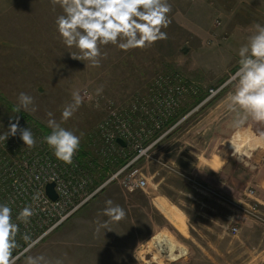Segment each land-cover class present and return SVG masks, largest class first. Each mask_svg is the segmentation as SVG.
<instances>
[{
  "label": "rangeland",
  "instance_id": "obj_1",
  "mask_svg": "<svg viewBox=\"0 0 264 264\" xmlns=\"http://www.w3.org/2000/svg\"><path fill=\"white\" fill-rule=\"evenodd\" d=\"M169 3L171 24L162 29L168 39L128 52L108 45L102 49L107 59L98 68L72 59L70 53L77 49L62 43L55 25L62 9L57 5L53 10L50 0H24L4 18L8 21L0 24L3 134L9 129L10 118L14 123L19 117V127L31 128L36 139L32 149L42 147V136L51 132L46 113L51 111L60 122L62 108L71 101L74 89L82 93L88 90L91 99L85 97L79 110L62 126L77 135L83 133L80 151L84 162L102 163L100 142H94L91 135L107 114L104 100L114 101L118 108L130 109L136 101L149 108V116L142 113L145 109L141 106L131 113L134 127L140 118L163 120L161 131L149 137L146 145L174 127L137 162L147 179L143 190L126 194L118 181L108 184L82 207L80 214L88 215L85 222H65L26 255L63 258L64 264H96L95 258L105 251L118 253L113 264H131L128 257L132 264H256L251 262L253 247L264 240V229L256 230L255 218L245 212L241 217L236 210L243 212L239 205L256 202L248 190L255 189L257 197L264 195L260 186L264 177V123L249 119L233 127V116L224 105L232 90L229 78L239 67L238 49L246 43L255 23L264 25V0ZM165 81L172 89L184 86L186 92L178 96V105L163 115L158 111H163L161 102L167 94L159 91ZM101 85L103 92L96 95ZM211 90L216 92L212 96ZM20 92L35 98V113L13 112ZM95 98L102 99L98 107ZM9 138L27 147L19 133ZM134 155L130 148L118 154L110 172H116ZM110 172L104 163L101 169L93 168L92 189L101 186ZM215 174L227 182L221 184ZM109 199L125 209L126 218L109 223L111 231L96 233L92 212L105 209ZM155 199L164 215L155 208ZM132 218L139 237L137 248L129 250L121 245L131 240L135 243ZM233 227L239 231L233 233ZM107 240L116 243L115 249H104ZM163 240L168 243L162 244ZM17 264H24L23 256Z\"/></svg>",
  "mask_w": 264,
  "mask_h": 264
},
{
  "label": "clouds",
  "instance_id": "obj_2",
  "mask_svg": "<svg viewBox=\"0 0 264 264\" xmlns=\"http://www.w3.org/2000/svg\"><path fill=\"white\" fill-rule=\"evenodd\" d=\"M53 5H59L62 14L55 20L56 31L66 48H75L71 52L72 59L87 62L86 67L98 68L107 59V52L102 49L108 45L128 52L134 49L152 47L158 41L168 39L166 29L171 24L169 14L172 6L169 0H50ZM239 67L229 78L232 90L225 97V110L232 114V126L240 127L249 119L264 123V25L255 23L246 43L238 49ZM103 86L96 89V95H101ZM89 96L87 90L74 89L71 101L66 103L61 111V121L57 122L54 114L46 113L47 126L50 134L43 137L55 158L65 165H72L74 157L80 150L83 133L77 135L73 130L62 126L79 110L84 98ZM18 103L13 112L21 110L35 113L38 109L35 98L25 92H20ZM99 105L97 104V107ZM9 129L0 134V141H6L9 136L19 133L20 139L27 148L36 146V139L31 128L19 127V117L11 122ZM133 189L130 187L129 191ZM34 196L33 200H37ZM103 215L108 217L104 222L97 221L96 233L101 229L109 230L110 222H119L126 218V211L112 200H107ZM13 210L8 203H0V264H17L24 257V264H64L63 258H49L44 254L26 255L35 246L27 234L22 239L27 247L17 253L20 247L17 236L20 233L19 221L24 225L30 223L35 214L31 205L24 206L13 219ZM162 244H167L163 240ZM161 247V251H163ZM66 257V254H65Z\"/></svg>",
  "mask_w": 264,
  "mask_h": 264
},
{
  "label": "built area",
  "instance_id": "obj_3",
  "mask_svg": "<svg viewBox=\"0 0 264 264\" xmlns=\"http://www.w3.org/2000/svg\"><path fill=\"white\" fill-rule=\"evenodd\" d=\"M161 81L162 79L158 80L157 84ZM165 83L166 85L159 91V93L165 91L167 94L161 102L165 105L163 111L160 109L158 111L163 115L170 113L180 102L178 96H183L186 92L184 86L172 89L166 81ZM210 93L212 96L216 92L211 90ZM93 101L97 105L100 101L102 102V99L95 98ZM104 102L107 114L91 135L94 142L95 140L96 143L100 142L98 155L102 163L89 160L84 162L79 150L74 157L73 164L65 165L55 158L46 143L38 149H29L11 138L0 141V203H8L12 207L14 221L24 206L31 205L35 212L28 225L15 221L20 227V233L17 236L20 247L16 250L17 253L27 247V242L22 239L24 234L29 235L31 240L36 241L37 244L66 222L108 184L118 181L126 194H133L147 186V179L137 167V162L147 157L150 148L174 127L161 133L152 144L146 145L149 137L161 131L163 120H158V117L153 121L149 118H140L138 127H134L131 123V113L141 106L145 109L142 113L149 116L151 114L149 108L137 101L130 109L118 108L110 99ZM0 134L3 132L0 131ZM118 138L126 142L125 147L117 142ZM128 148L133 149L134 157L125 159L122 166L116 172L111 173L118 154L125 153ZM103 163L111 175L101 186L92 189L94 185L93 168L101 169ZM50 183L55 184V191L58 194L56 200H52L47 194L46 187ZM130 187L132 191H129ZM247 194L250 197H257V191L253 188L248 190ZM34 196H38L35 201ZM239 207L255 219H263L260 213V203L257 200L248 206L239 205ZM238 231L237 227L232 228L233 233Z\"/></svg>",
  "mask_w": 264,
  "mask_h": 264
},
{
  "label": "crops",
  "instance_id": "obj_4",
  "mask_svg": "<svg viewBox=\"0 0 264 264\" xmlns=\"http://www.w3.org/2000/svg\"><path fill=\"white\" fill-rule=\"evenodd\" d=\"M23 1L24 0H0V24L2 22H4V21L7 22L8 18L6 20L4 18L7 17V15L11 11H13V9H15ZM219 168L221 169L222 166H219ZM213 177L218 179V181H220L221 184L222 183L224 184V183L227 182V179L225 177H223L221 174L218 175V177H217V174H215ZM262 180H263V182L260 184V186L262 187V189H264V177H263ZM220 195L222 197V194H220ZM156 199L153 201V204H154L155 208L158 211H160V209L156 206V203H155ZM255 199L260 203V213H261L263 219L262 220H256L255 219L253 222L257 223L256 224L257 225L256 226V230H261V229H264V227L261 228L259 226V224L260 225H264V195L263 196L260 195V196L256 197ZM103 210L104 209H97V210L92 212L93 213L92 217L94 219L93 220V222H94L93 225H97V223H96L97 221L104 222V221L108 220V217L103 215ZM81 211H82V208L79 209L75 213V215L71 218V220H69V221L67 220L66 222H68V223L69 222H73V223L75 222L76 224L79 223L80 221L81 222H85L87 220V218H88V215H83V214L81 215L80 214ZM236 212L240 213L239 216L242 217V215H243L242 213H244L245 211L243 210V212H242L239 209H237ZM160 213L162 215H164L161 211H160ZM84 217L86 218L85 220L83 219ZM80 219H82V220H80ZM64 223L62 225H64ZM134 224H136V222H135L134 218H132L131 221H130V225H131V232H133V234H135V243L132 242L133 240H131V242L129 244L121 245L123 248H127L129 250H133L134 248L135 249L137 248L136 243L138 242V238L137 237H139V232L136 231V230L135 231L133 230ZM150 233H152V231ZM108 235H112V233H108ZM146 235H147L146 238H148V234H146ZM101 240L103 241L105 239L101 238ZM258 243H260V244H258L256 247H253V249H254V251H253V259L251 260V262L255 261L254 263H256V264H264V240L262 242H258ZM115 244L116 243H113L111 240L110 241L107 240V243L103 244V247H104V249H110V248L111 249H115V247H116ZM243 244H245V243H243ZM99 245H101V244H99ZM98 247H100V246H98ZM116 254H118V253L105 251V252H103L101 257L95 258L96 261H94V263H96V264H113L115 262L116 257H117ZM124 259H126V258H124ZM130 260H131V257H128L129 263L132 264L133 262L130 261Z\"/></svg>",
  "mask_w": 264,
  "mask_h": 264
},
{
  "label": "water",
  "instance_id": "obj_5",
  "mask_svg": "<svg viewBox=\"0 0 264 264\" xmlns=\"http://www.w3.org/2000/svg\"><path fill=\"white\" fill-rule=\"evenodd\" d=\"M117 142L122 145V146H126V142L124 140H122L121 138L117 139ZM46 191L48 196L52 199V200H56L58 198V194L55 191V184L54 183H50L47 185L46 187Z\"/></svg>",
  "mask_w": 264,
  "mask_h": 264
},
{
  "label": "trees",
  "instance_id": "obj_6",
  "mask_svg": "<svg viewBox=\"0 0 264 264\" xmlns=\"http://www.w3.org/2000/svg\"><path fill=\"white\" fill-rule=\"evenodd\" d=\"M22 116L27 117V116H25L23 114H22ZM80 152H81L82 155H84L82 151H80ZM82 155H81V158L83 159L84 157H82Z\"/></svg>",
  "mask_w": 264,
  "mask_h": 264
}]
</instances>
